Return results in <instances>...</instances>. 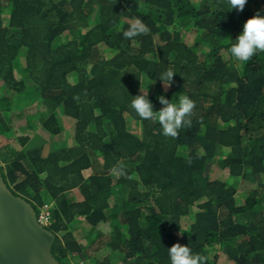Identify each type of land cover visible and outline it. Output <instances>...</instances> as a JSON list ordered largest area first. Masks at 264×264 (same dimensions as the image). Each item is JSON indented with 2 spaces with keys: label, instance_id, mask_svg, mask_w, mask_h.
<instances>
[{
  "label": "trees",
  "instance_id": "1",
  "mask_svg": "<svg viewBox=\"0 0 264 264\" xmlns=\"http://www.w3.org/2000/svg\"><path fill=\"white\" fill-rule=\"evenodd\" d=\"M257 12L264 0H0V171L37 215L53 204L59 262L170 264L179 243L206 264H264V51L229 52ZM133 23L147 31L125 38ZM143 93L154 111L188 95L191 126L164 136L130 106Z\"/></svg>",
  "mask_w": 264,
  "mask_h": 264
},
{
  "label": "clouds",
  "instance_id": "2",
  "mask_svg": "<svg viewBox=\"0 0 264 264\" xmlns=\"http://www.w3.org/2000/svg\"><path fill=\"white\" fill-rule=\"evenodd\" d=\"M247 2L248 0H227L230 10L238 11H243ZM146 31L147 28L144 26L133 23L123 32V35L125 38L131 39ZM234 40L235 43L231 44L229 52L237 62H247L257 52L264 51V15L257 12L256 15L249 18L243 25L242 33ZM176 73L169 68L159 75V79L167 88L171 86ZM178 97V100L174 98L169 101L165 96H160L158 99L163 107L159 111H154V105L148 94L143 93L135 96L130 106L141 119L157 121L164 136L176 137L178 130L182 127L191 126L192 121L189 117L195 107V102L188 95L182 94ZM52 206V203L44 204L40 209V214L37 215L38 223L46 229L52 224ZM45 211L49 212L48 224H42L39 221L40 215ZM168 256L170 264H206L207 261L206 256L193 253L189 246L179 243L168 248Z\"/></svg>",
  "mask_w": 264,
  "mask_h": 264
},
{
  "label": "water",
  "instance_id": "3",
  "mask_svg": "<svg viewBox=\"0 0 264 264\" xmlns=\"http://www.w3.org/2000/svg\"><path fill=\"white\" fill-rule=\"evenodd\" d=\"M56 236L37 221L34 207L15 196L0 171V264H63L53 255Z\"/></svg>",
  "mask_w": 264,
  "mask_h": 264
},
{
  "label": "rangeland",
  "instance_id": "4",
  "mask_svg": "<svg viewBox=\"0 0 264 264\" xmlns=\"http://www.w3.org/2000/svg\"><path fill=\"white\" fill-rule=\"evenodd\" d=\"M36 112L35 109L31 110L30 113L34 114ZM25 116V112H21V111H15L12 113V118H11V125L15 126L19 123L20 120H22L21 118H23ZM64 120V124H65V132L63 133L62 137L64 138V140L70 142V140L72 139V134H73V125H74V121L71 120L70 118H63ZM36 134H38L39 136H43L44 138L48 139L49 135L45 132H43L40 129H37L34 131ZM76 196V194H75ZM76 234L78 235V237L81 240H85V238L88 236V229L86 228L85 225L83 224H79L76 226Z\"/></svg>",
  "mask_w": 264,
  "mask_h": 264
},
{
  "label": "built area",
  "instance_id": "5",
  "mask_svg": "<svg viewBox=\"0 0 264 264\" xmlns=\"http://www.w3.org/2000/svg\"><path fill=\"white\" fill-rule=\"evenodd\" d=\"M39 221L42 224H48L49 223V212L48 211L43 212L40 215Z\"/></svg>",
  "mask_w": 264,
  "mask_h": 264
}]
</instances>
